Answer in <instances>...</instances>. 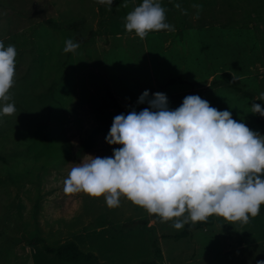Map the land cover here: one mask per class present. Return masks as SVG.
<instances>
[{"label": "rangeland", "instance_id": "1", "mask_svg": "<svg viewBox=\"0 0 264 264\" xmlns=\"http://www.w3.org/2000/svg\"><path fill=\"white\" fill-rule=\"evenodd\" d=\"M122 2L0 0V41L17 52L8 101L16 111L0 116V264H138L157 247L156 264L264 261V215L247 224L216 216L178 239L186 225L176 230L123 197L109 208L103 197L63 191L83 156L119 147L105 142L118 115L110 93L137 112L147 107L137 104L145 90L164 93L170 109L198 95L264 136V118L250 112L253 103L264 108L256 99L264 92V0H161L175 30L143 40L124 28L141 0ZM67 39L79 44L75 52L63 51ZM69 241L94 260L44 250Z\"/></svg>", "mask_w": 264, "mask_h": 264}, {"label": "clouds", "instance_id": "2", "mask_svg": "<svg viewBox=\"0 0 264 264\" xmlns=\"http://www.w3.org/2000/svg\"><path fill=\"white\" fill-rule=\"evenodd\" d=\"M96 2L113 4V0ZM121 6L127 7V0ZM174 7L180 8L179 3ZM165 11L161 0H141L126 14L125 31L141 40L150 32L174 31L166 22ZM64 43L65 53L79 47L72 39ZM16 56L14 45L0 41V116L16 111L8 102ZM256 99L264 102V92ZM145 103L147 107L139 112L133 109L113 118L105 142L119 147L111 156L85 155L73 164L63 181L66 194L103 197L109 208L119 207L123 197L159 222L170 221L176 230L212 216L247 224L260 213L264 205V136L198 95L185 96L179 107L170 109L164 93L149 97L145 90L137 104ZM250 109L264 118L260 104L253 103Z\"/></svg>", "mask_w": 264, "mask_h": 264}, {"label": "trees", "instance_id": "3", "mask_svg": "<svg viewBox=\"0 0 264 264\" xmlns=\"http://www.w3.org/2000/svg\"><path fill=\"white\" fill-rule=\"evenodd\" d=\"M240 90V89H238ZM246 96H248L247 93H245ZM110 97L113 101V107L114 109L118 110V114H127V110H125L118 102V99L110 93ZM264 215V205H261L260 213L257 216ZM216 216L209 217L206 222H197L196 224H186L185 230L175 235V238H184L188 237L190 235V229L196 228L200 229L205 226H209L212 223L213 218ZM42 242L41 240H37L35 244H39ZM44 250L47 254H53L57 256L62 261H68L73 263H81V262H90L94 260V255L90 253H85L83 250L80 249V247L72 241L66 242L59 247H51L48 245H45ZM161 257V250L160 248H156L155 251V257L152 261H143L138 264H156L157 260Z\"/></svg>", "mask_w": 264, "mask_h": 264}, {"label": "crops", "instance_id": "4", "mask_svg": "<svg viewBox=\"0 0 264 264\" xmlns=\"http://www.w3.org/2000/svg\"><path fill=\"white\" fill-rule=\"evenodd\" d=\"M236 89L238 90V89H240V88H236ZM238 91L241 92L242 90L240 89V90H238Z\"/></svg>", "mask_w": 264, "mask_h": 264}]
</instances>
